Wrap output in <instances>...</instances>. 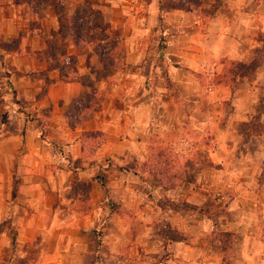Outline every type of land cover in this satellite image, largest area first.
I'll list each match as a JSON object with an SVG mask.
<instances>
[{
  "label": "crops",
  "instance_id": "obj_1",
  "mask_svg": "<svg viewBox=\"0 0 264 264\" xmlns=\"http://www.w3.org/2000/svg\"><path fill=\"white\" fill-rule=\"evenodd\" d=\"M56 2L64 13L0 0V264H264V131L250 130L264 120V0ZM82 9L121 46L106 78L93 43L69 31ZM47 44L72 65L51 68ZM82 79L103 101L73 126ZM90 132L105 139L87 153ZM178 133L209 140L192 166L224 171L219 196L210 175L163 187L135 170ZM216 232L236 236L229 262Z\"/></svg>",
  "mask_w": 264,
  "mask_h": 264
},
{
  "label": "trees",
  "instance_id": "obj_2",
  "mask_svg": "<svg viewBox=\"0 0 264 264\" xmlns=\"http://www.w3.org/2000/svg\"><path fill=\"white\" fill-rule=\"evenodd\" d=\"M90 12H86L82 16H78L79 13L75 12L71 19V23L69 26V31L74 35L75 40L77 38L81 37L84 39V41L87 43H94L98 42L100 45L98 48H95V54L96 58L99 61L102 69L97 74L98 79L106 78L110 74L115 72L117 69L121 68V46L116 45L114 42H112L111 38L107 34V30L104 26L101 24H94L92 28H86L83 31L77 30L76 23L79 22L84 27V19L89 16ZM79 42V47L85 46V44L82 46L81 42ZM49 55L47 57L49 63L53 62L51 64V68H57L59 69V72L62 73V68L65 65H72L73 60L72 58L65 59L64 62H59V55L57 54L55 48L52 46V44H47ZM105 48H108L107 51H104ZM112 48L114 52L111 51ZM0 64H2V60L0 58ZM248 66H243L240 72L244 73L243 71ZM250 67V66H249ZM37 74V73H36ZM39 76H44L43 73H39ZM45 78V76H44ZM46 80L47 85L50 84V81ZM82 84L84 86H87L89 88V92L83 94L81 97L73 100L71 107L69 109V121L72 123L73 126H81L84 122L90 120L93 117V114L95 111L99 109L101 106V103L103 99L101 97L96 98L93 93V87L92 85L88 84V80L82 79ZM29 118V117H27ZM30 119V118H29ZM33 120V119H30ZM4 122V121H3ZM38 125L41 131V137H44V134L46 133V128L44 124L40 121H38ZM105 139V135L99 133V132H90L86 133L85 136L82 138L83 143V149L85 148L87 153L93 152L95 147H97L103 140ZM118 170H128V167L125 166H116ZM166 182H163V187L165 186ZM2 226L0 225V232H1ZM97 234H100L97 233ZM235 234L230 232H216V234L211 238L212 241H217L219 243V250L223 252L225 261H230L229 258L231 257L232 252V246L235 241ZM98 246L100 245L97 243Z\"/></svg>",
  "mask_w": 264,
  "mask_h": 264
},
{
  "label": "rangeland",
  "instance_id": "obj_3",
  "mask_svg": "<svg viewBox=\"0 0 264 264\" xmlns=\"http://www.w3.org/2000/svg\"><path fill=\"white\" fill-rule=\"evenodd\" d=\"M57 0H33L35 7L38 8V6L41 5H45V4H50L54 7V10L56 11H63V13L65 12L66 8L61 7L60 4H58L56 2ZM40 9V8H39ZM87 11L86 9H82L80 11H78L79 15L78 16H82L83 14H85ZM95 20V19H94ZM76 28L77 30L83 31L86 27L82 26V22L81 24L79 22H77L76 24ZM67 33V22H63V25L61 27V31L60 34H66ZM94 45V49L98 48V46L100 45L97 41L93 43ZM57 52L58 50L55 49ZM261 62H264V57H261L259 59ZM67 71V70H66ZM19 111H21V109L19 108ZM262 112H264V105L262 108ZM0 121H5L4 118L0 119ZM174 124V123H173ZM244 127V126H243ZM242 127V128H243ZM251 131L252 132H262L264 131V120L262 122V120L260 121H255L251 126ZM176 129V123L174 126H172L171 132H173V135L175 134V129ZM245 129V128H244ZM181 133H178V135H176V137H173L174 139L171 140V137L169 136L168 140H167V144L163 145L162 147L160 146L161 150H157L156 153H151V157L148 159V162L151 163V167L148 169H140L137 168L135 169L136 171H139V173L142 175L144 173V171H148V173L150 174V177H152L154 180H157L159 176L161 177H166L167 181L165 183V186H176L177 184V180L179 181H184L187 177L188 179L190 178H194L195 175L196 176H209L210 175V180L213 182L210 185V193L213 191L217 196H219V191L223 189L224 185L223 183H221L223 180V178L225 177L224 171H219L218 168L213 169H208L207 165L204 164V162L206 161V152L205 150H202L199 145H207L208 144V139L204 138V137H200L199 135L196 137H193V139H188L185 136L180 135ZM193 141L191 144V148L189 153L187 154L183 149L181 151H179V149H181L180 147L182 146V143L184 141ZM157 144V141L155 140V142H153V144ZM158 148V145L156 146ZM178 151V152H176ZM160 161H165L166 162V166L165 167H160ZM192 161L196 162V161H204L202 162L201 166H192ZM209 163V162H208ZM204 164V167H203ZM245 169L243 168H233V169H229V172H234L235 174H239L241 171H243ZM198 174V175H197ZM190 176V177H189ZM142 177V176H141ZM178 181V182H179ZM234 193V192H233ZM225 195V193H224ZM217 196H215V199L217 200ZM222 203L225 202V200L221 201ZM222 207L223 204H219L216 205L217 210H219L218 208ZM235 242V241H234ZM235 244V243H233ZM234 249L235 247L233 246L232 248V252H231V256L234 253Z\"/></svg>",
  "mask_w": 264,
  "mask_h": 264
}]
</instances>
